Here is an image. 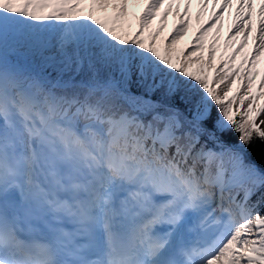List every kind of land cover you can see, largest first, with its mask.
Returning a JSON list of instances; mask_svg holds the SVG:
<instances>
[{
    "label": "snow or ice",
    "instance_id": "snow-or-ice-1",
    "mask_svg": "<svg viewBox=\"0 0 264 264\" xmlns=\"http://www.w3.org/2000/svg\"><path fill=\"white\" fill-rule=\"evenodd\" d=\"M162 3L128 39L127 0H91L85 16L84 0H0V264H264V152L248 155L264 145L260 73L230 96L239 70L210 77L146 47ZM109 7L111 26L95 15ZM235 31L246 42L251 26ZM258 31L250 65L264 19Z\"/></svg>",
    "mask_w": 264,
    "mask_h": 264
},
{
    "label": "rangeland",
    "instance_id": "rangeland-1",
    "mask_svg": "<svg viewBox=\"0 0 264 264\" xmlns=\"http://www.w3.org/2000/svg\"><path fill=\"white\" fill-rule=\"evenodd\" d=\"M208 1V0H206ZM87 2L88 0H85V4L83 5L84 11L83 12H78L77 14L79 16H85L87 15L89 9L87 7ZM122 0H120V3ZM128 2V9H127V14L121 18V20L118 22V31L121 32V34L127 33V38L131 39L132 35L135 34L136 31L139 29V22L137 21L136 17L134 16L135 11H137L139 14L142 13L145 10V6L148 3V0H127ZM111 4H113L112 1H110ZM196 1L194 0L191 1V3L187 6V10H192L193 6L195 5ZM163 6V3L161 4ZM182 9V8H181ZM119 11V8H114V7H109L106 11L103 10H97L95 15L97 18H100L101 20H108L110 26H111V18L115 16V14ZM183 10H181L182 12ZM181 12H176V11H171L167 13L166 16V22L167 24L162 23L158 25V22L161 18L160 14L155 13L153 21L154 23L151 22H146L144 31L142 35L140 36V39L144 40L145 46L147 47L149 44H152L155 48H157L159 51L164 52L165 49H169L171 56L173 59H175L177 56L182 58H190L192 61V67H197L199 65H204L205 69L207 71V74L211 77L216 69L220 68L222 73L224 71H228L231 69L232 71L236 70H243L245 67V64L247 62V57L245 59L247 51H249V42L251 38H248V41L246 43V52L242 56H236V58L231 61L230 59L225 60L224 62L219 61V56L221 54V44L223 40V34L221 33L220 36L218 37L214 50H215V55L213 58H211V67H209V51L212 49V46H209V43L205 41V34L202 32H198V28L196 26L198 25H192L191 27H188L186 25V21L182 17ZM223 14L222 17L225 16L226 12V7L223 9ZM249 12V11H248ZM202 16L200 17V23L203 24L208 21V10L206 12H201ZM157 14V15H156ZM172 19V20H171ZM170 20V21H169ZM163 25H168V31H163L161 29V26ZM178 32V36L180 39H178V42L168 44L166 42L167 37L174 29H180ZM186 32L184 34L183 32ZM207 32V31H206ZM196 36H199V39L196 40ZM196 45L195 49H190L189 52H187L186 49H188L191 45ZM173 50V51H172ZM176 55H172L173 53ZM203 52L204 55H201ZM264 54V53H263ZM260 54L259 58L257 60L256 64V71H259L260 75L256 76L254 82H253V93L256 91H264V89L260 88V80L262 77H264V55ZM183 56V57H182ZM243 62V64H242ZM31 70H33L30 67ZM232 79L236 81L235 84L231 85L232 87V92L238 91V86H239V92L241 95H243L245 89V81L242 78H237L235 75L232 76ZM227 84V82H226ZM221 87H224L222 85ZM226 90V87H225ZM229 93V95L231 94ZM259 119H264V116L258 117V122ZM264 127V125H262Z\"/></svg>",
    "mask_w": 264,
    "mask_h": 264
},
{
    "label": "bare ground",
    "instance_id": "bare-ground-1",
    "mask_svg": "<svg viewBox=\"0 0 264 264\" xmlns=\"http://www.w3.org/2000/svg\"><path fill=\"white\" fill-rule=\"evenodd\" d=\"M110 1H112L113 4H117V5L120 4V0H110ZM191 1L192 0H163V6L160 5L159 8L155 10V13L161 15L158 25L164 22L165 24H167L166 22L167 15L165 16V13L171 11L181 12V10H183L181 13H182V17L186 21V25L188 27H191L192 25L196 24L198 25L196 26L198 28V32L200 31L203 34H205V41L209 43V46H212V49H210L209 51V53H212L211 58H213L215 55L214 46L218 37L222 33L223 40L221 44V54L219 56V61L221 60V62H224L227 59L233 61L236 58V56H242L246 52V43L248 41V38H251V40L249 42V51H247L245 59L247 57V61L253 60V50L256 44L258 43L256 37L257 35H259V31H258L259 21L261 19H264V17H261L260 15L259 8L260 5L264 3V0H250L252 4L250 21L247 19V14L249 13L248 11H250L249 8L247 7L248 0H245L244 7H239V8L238 6L241 4V0H208V1L194 0V2L196 1V3L193 6V9L192 10L188 9L187 11H185V8L191 3ZM90 3L91 0H88L87 4ZM225 3H227L228 6L226 7L225 16L222 17V14L224 13L223 9L225 8V7L222 8V5H224ZM84 4H85V0H84ZM207 10H208V17H207L208 21L201 24L199 21L200 17L202 16L201 12L202 11L206 12ZM142 13L139 14V17L141 16ZM241 20H244L245 25L250 24L251 26V32H249L246 42H244V32L241 31L237 33L235 31V25ZM151 21L154 23L153 19L147 22L149 23ZM167 26L168 25H163L161 26V29L166 32L168 31ZM177 30H181V27L180 29L178 28L174 29V31H172L170 34H167L169 35L166 40L168 44L176 43L178 42V39H180V37L178 36L179 31L177 32ZM183 33L186 34L185 31ZM196 40H197V36H196ZM242 43H243V47L240 48V50L237 52V48H239V46ZM195 47L196 45L192 44L186 50L187 52H189L190 49H195ZM168 51L170 50L168 49ZM234 53H235V58L233 59ZM263 53H264V48H261L259 55ZM172 55H176V54L173 53ZM201 55H204L203 52L201 53ZM259 55L255 58L253 65H250L249 63L246 62L243 70L238 69L242 79L244 76L245 69H248L252 72L256 71V64H258L257 60L259 58ZM234 72L235 71H233V73Z\"/></svg>",
    "mask_w": 264,
    "mask_h": 264
},
{
    "label": "trees",
    "instance_id": "trees-1",
    "mask_svg": "<svg viewBox=\"0 0 264 264\" xmlns=\"http://www.w3.org/2000/svg\"><path fill=\"white\" fill-rule=\"evenodd\" d=\"M30 67L34 71L45 75L49 79L55 80L59 77V72L57 70H55L53 67L44 64L43 61H37V60L31 61ZM82 78H83V76L77 77V79H82ZM65 79H67V76H65ZM233 94H235V92L231 93L230 96ZM226 139H228L230 142H236V135L235 134H229L226 137ZM262 152H264V145H261L259 142L254 143L253 146L248 149L249 157L253 161H255L257 164H259ZM256 199H257V197H253V200H256ZM262 210H264V209H262Z\"/></svg>",
    "mask_w": 264,
    "mask_h": 264
}]
</instances>
